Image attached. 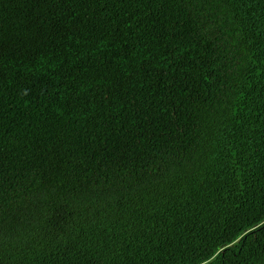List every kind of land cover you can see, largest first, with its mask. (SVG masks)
<instances>
[{"label":"trees","instance_id":"1","mask_svg":"<svg viewBox=\"0 0 264 264\" xmlns=\"http://www.w3.org/2000/svg\"><path fill=\"white\" fill-rule=\"evenodd\" d=\"M0 264H264V0H0Z\"/></svg>","mask_w":264,"mask_h":264}]
</instances>
